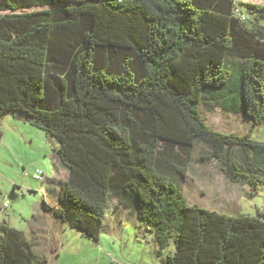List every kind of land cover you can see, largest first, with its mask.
<instances>
[{"label":"trees","instance_id":"obj_1","mask_svg":"<svg viewBox=\"0 0 264 264\" xmlns=\"http://www.w3.org/2000/svg\"><path fill=\"white\" fill-rule=\"evenodd\" d=\"M215 107L252 133L264 123V4L0 0V119L23 110L57 140L69 171L44 207L96 242L121 206L162 264H264V210L233 215L184 194L195 148L249 197L264 190V140L213 127ZM35 245L0 220V264H47Z\"/></svg>","mask_w":264,"mask_h":264},{"label":"rangeland","instance_id":"obj_2","mask_svg":"<svg viewBox=\"0 0 264 264\" xmlns=\"http://www.w3.org/2000/svg\"><path fill=\"white\" fill-rule=\"evenodd\" d=\"M237 2L264 4V0ZM238 10H243L240 4ZM205 115L220 131L251 132L255 139L264 140V123L252 133V123L242 114L235 115L215 107L205 111ZM0 128L3 132L0 139V220L6 219L28 236L35 237V248L48 257L47 264H162L156 255L154 237L139 234L141 221L121 206L117 213H107L106 230L97 242L45 209L44 199L52 205L59 204L60 183L68 176V169L55 153L57 140L12 115L0 119ZM198 152L199 148L193 150L188 177L183 183L190 204L233 215L264 210V190L249 197V186L231 183L215 162H199ZM37 170L43 173V180L34 177ZM14 190L18 196L11 199ZM6 199L9 206L4 208ZM115 204L117 200L113 199L112 205Z\"/></svg>","mask_w":264,"mask_h":264},{"label":"built area","instance_id":"obj_3","mask_svg":"<svg viewBox=\"0 0 264 264\" xmlns=\"http://www.w3.org/2000/svg\"><path fill=\"white\" fill-rule=\"evenodd\" d=\"M243 18H245V15H242ZM34 177L37 179V180H43V173L40 171V170H37L35 173H34ZM9 206V200L6 199L3 203V207L4 208H7Z\"/></svg>","mask_w":264,"mask_h":264},{"label":"water","instance_id":"obj_4","mask_svg":"<svg viewBox=\"0 0 264 264\" xmlns=\"http://www.w3.org/2000/svg\"><path fill=\"white\" fill-rule=\"evenodd\" d=\"M27 114L23 111V110H20L17 115H16V118L19 119V120H23L24 118H26ZM10 198L11 199H15L16 198V195L14 194H10Z\"/></svg>","mask_w":264,"mask_h":264},{"label":"crops","instance_id":"obj_5","mask_svg":"<svg viewBox=\"0 0 264 264\" xmlns=\"http://www.w3.org/2000/svg\"><path fill=\"white\" fill-rule=\"evenodd\" d=\"M57 148V146H55V148L54 149H56ZM55 153H56V151H55ZM56 156H57V158L60 160V158L58 157V155H57V153H56ZM61 161V160H60ZM66 167V166H65ZM67 168V167H66ZM68 169V168H67ZM69 171V170H68ZM15 186H17V185H15ZM18 187V186H17ZM16 188V187H15ZM12 194H14V195H16V197L18 196L16 193H15V190L12 192ZM2 208V207H1ZM49 262V261H48Z\"/></svg>","mask_w":264,"mask_h":264}]
</instances>
